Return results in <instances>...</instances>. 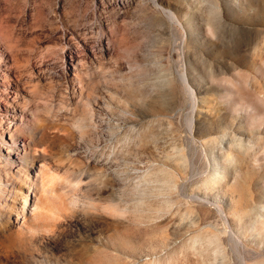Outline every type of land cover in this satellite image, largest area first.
Returning a JSON list of instances; mask_svg holds the SVG:
<instances>
[{"label":"rangeland","instance_id":"obj_1","mask_svg":"<svg viewBox=\"0 0 264 264\" xmlns=\"http://www.w3.org/2000/svg\"><path fill=\"white\" fill-rule=\"evenodd\" d=\"M0 28V264H264V0H0Z\"/></svg>","mask_w":264,"mask_h":264},{"label":"bare ground","instance_id":"obj_2","mask_svg":"<svg viewBox=\"0 0 264 264\" xmlns=\"http://www.w3.org/2000/svg\"><path fill=\"white\" fill-rule=\"evenodd\" d=\"M155 4H157V0H154ZM165 11V10H164ZM168 15L171 18L177 19V15L172 12L171 10L167 11ZM174 19V20H175ZM177 21V20H176ZM3 35V32L0 28V36ZM1 58V57H0ZM184 80L186 79V75L182 74ZM40 189L43 192H48L49 193V198H51L52 203H56L58 206H62L64 204V200L59 197L58 195L53 193V188L51 185L48 184V180L46 179V175L42 174L40 178ZM47 195V194H46ZM47 198V197H46ZM47 198V199H49ZM27 198L24 197V202L26 203ZM24 203V204H25ZM117 209L114 207H108L107 212L109 214H117ZM33 217L37 220L39 223L40 227H45V225L49 224L50 221H56V213L50 208V206H47L45 203L41 202L40 199L37 200V202L33 206ZM47 228V227H45ZM51 230V229H47ZM194 242V241H193Z\"/></svg>","mask_w":264,"mask_h":264}]
</instances>
